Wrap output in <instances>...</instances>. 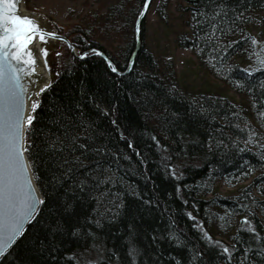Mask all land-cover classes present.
<instances>
[{"label":"trees","instance_id":"obj_1","mask_svg":"<svg viewBox=\"0 0 264 264\" xmlns=\"http://www.w3.org/2000/svg\"><path fill=\"white\" fill-rule=\"evenodd\" d=\"M172 1L161 0L158 7L165 20ZM30 2L26 0L28 7ZM143 3L117 0L104 13L94 14L92 26L76 25L66 35L80 52L103 50L123 71L136 47L135 22ZM187 3L185 30L177 44L190 49L202 67L223 76L240 98L185 91L175 62L163 63L147 45L144 21L141 46L128 73H113L94 53L77 59L67 47L57 66L59 75L40 95L34 144L27 153L45 204L40 222L30 224L18 239L14 264H129L132 246L146 253L143 264L157 258L159 264H227L222 247H235L231 264H238L244 248L253 243L244 216L264 237V68L251 69L249 75L236 61L249 51L252 26H264V0H230L235 12L228 11L219 25L224 32L220 39L230 45L227 53L214 52L206 38L200 39L198 29L208 31V25L196 24L203 18L194 20L193 9L204 8L205 0ZM236 12L245 19H237ZM109 30L122 35L114 49L99 37ZM85 128L107 146L105 174L115 173V182L93 185L89 180L92 186L73 197L71 178L62 177L46 140L63 138L67 131L85 142ZM245 141L249 150H238ZM65 156L71 158L67 152ZM82 159L88 164L97 157L88 153ZM169 164L176 166V177ZM85 173L80 168L76 175L83 178ZM221 184L238 189L221 195ZM65 199L73 201L70 212L63 210ZM57 220L79 230L56 234ZM169 232L179 244L152 241L154 234ZM200 251L203 258L197 255Z\"/></svg>","mask_w":264,"mask_h":264},{"label":"snow or ice","instance_id":"obj_2","mask_svg":"<svg viewBox=\"0 0 264 264\" xmlns=\"http://www.w3.org/2000/svg\"><path fill=\"white\" fill-rule=\"evenodd\" d=\"M150 2L151 0H144L143 8L147 9ZM19 3L20 0H0V264H14L13 254L16 251L15 246L18 239L25 236L27 225L40 222L38 217L42 215L41 205L45 204V200L36 193L30 171V161L26 156L34 144L31 135L35 129L34 121L38 118L36 112L41 102L39 99L31 100V111H28L29 89L26 86L25 78L34 77L33 84H37L43 79L37 67V61L41 56L43 58L42 63L49 71L51 70V65L48 63L50 49L47 46L41 48L39 42L47 45L48 38L65 39L57 32L41 26L34 16L21 14ZM193 11L195 13L194 20H196V16L203 18L196 20L197 25L202 23L208 25V31L198 29V31L203 32L200 39L206 38L214 52L227 53L230 45H225L220 39L224 32L219 25L223 22V17L227 16L228 11L235 12V9L230 7V0H205L204 8L193 9ZM143 14L141 12V15ZM235 14L237 19H245L242 13L236 12ZM248 39H251L252 43H257L255 38L249 37ZM34 41L37 42L34 43ZM69 47L75 52V45L70 44ZM90 53L101 57L105 55L104 52L96 48L77 53V55L83 59ZM55 55L60 56L61 53L56 52ZM106 59L110 70L120 74V69L113 60ZM212 59L215 60L216 57L213 56ZM244 71L249 75L252 74L248 69ZM50 87V83H43L35 95L38 97L40 93ZM103 111L105 114L107 113V109ZM112 123L115 125L116 121L113 120ZM88 127H91V124ZM82 135L85 142H81L77 136H70L67 131L63 134V138L57 135L54 140L50 138L46 140V146L52 153L57 167L62 170V177L71 178L74 187L69 189V195L73 197L75 191H85L92 186L89 184V180L92 181L93 185L115 182V173L105 174L107 172L104 167L108 151L107 146L101 143L99 137L89 136L88 128H85ZM121 136L123 137V133ZM209 140L208 147L211 150L214 141L211 137ZM247 144L248 142L245 141L244 147L238 148V150L248 151ZM65 152L71 155L70 159L65 156ZM77 152L79 155H75ZM88 153L94 154L97 159L86 164L85 159L82 158ZM80 168L86 169L83 178H78L76 175ZM168 168L171 176L176 177V166L169 164ZM60 182L62 183V181ZM148 203L151 204V201ZM73 207V201L65 199L63 210L70 212ZM120 207H123L122 203L116 205L117 210ZM188 215L195 219L192 213H188ZM243 219L248 226V231L252 233L253 243L244 248L238 264H264V237L261 236L248 216H244ZM95 223L99 224V221H95ZM54 227L56 234L79 230L77 225L69 224L64 220H57ZM163 239H172L175 240V243H180V240L171 232L152 236L154 243ZM258 240L262 242L256 244L255 241ZM128 242L132 243L131 233ZM235 251H237L235 247L231 249L228 246L222 247V255L227 264H231ZM159 254L158 249L157 256ZM145 255L146 253L140 252L138 247H130L129 264H136L137 257L140 258V264H143ZM197 255L203 258L204 252L200 251ZM10 258L13 259L10 260ZM116 258L119 259L118 256ZM153 264H159V259H155ZM176 264H180V262L177 261Z\"/></svg>","mask_w":264,"mask_h":264},{"label":"rangeland","instance_id":"obj_3","mask_svg":"<svg viewBox=\"0 0 264 264\" xmlns=\"http://www.w3.org/2000/svg\"><path fill=\"white\" fill-rule=\"evenodd\" d=\"M117 0H31L30 9L37 10L49 21L58 32L67 34L76 25L92 26L96 13H104L111 4ZM161 0H153L152 6L144 20L147 45L155 56L163 63L168 59L175 62L182 88L192 94L220 95L231 98H240L231 88L230 83L221 75L211 69L202 67L196 55L188 48L177 44V36L184 31L182 22L183 12L188 5L187 0H173L168 9V18L165 20L158 12ZM94 21V22H93ZM252 26L251 34L257 43H252L249 51L243 57L236 58L243 69L254 71L264 68V26ZM120 33V32H119ZM109 30L106 34H100L102 43L108 48L114 49L122 43V35ZM50 56V65L57 67L63 62L62 55L67 46L57 41L53 44ZM60 52V56L55 53ZM238 187L219 185L218 193L230 195L237 191Z\"/></svg>","mask_w":264,"mask_h":264},{"label":"water","instance_id":"obj_4","mask_svg":"<svg viewBox=\"0 0 264 264\" xmlns=\"http://www.w3.org/2000/svg\"><path fill=\"white\" fill-rule=\"evenodd\" d=\"M152 2H153V0H151V2L149 3L147 9H144L142 7L141 12H143L144 14L141 15V12H140L139 15H138V17L136 18V22H135L136 47H135V49H134V51H133V53H132V55L130 57L129 63L127 65V68L125 70H123V71L120 70V74L128 73L133 68L134 60H135V55L137 53V50L141 46V39H140L141 25H142L143 21L145 20L147 14H148V12H149V10L151 8ZM19 12L21 14H23V15H31V16H34L37 19V21L41 24V26L45 27L46 29H48L50 31H55L59 35L65 37L64 40H59V39H55V38H48V44L47 45H45L43 42H39V43H41V48L47 46L50 49L49 56H48V63L49 64H50V56L52 55L53 50H55V48L53 47V44L56 43L57 41H60V42L64 43L69 48V51L73 55V57H76L77 59H81L77 55V53H81V52L79 51V49L77 48V46L73 43V41L71 40V38L68 37L64 33L58 32L53 26H51L49 24V21L42 15V13H40L37 10H33V9L28 8L27 5H26V0H20V3H19ZM37 40H38V38H37ZM36 42L37 41H34V43H36ZM70 44L75 45V52H73L72 48L69 47ZM30 47H31V45H30ZM96 49H98V48H96ZM88 50H85V51H88ZM98 50L104 52L101 49H98ZM104 54L105 55H104L103 58L107 62V59L106 58H109V56L105 52H104ZM85 58H83V59H85ZM42 59H43L42 56L38 59V61H37V67H38V71L40 72V75L43 77V79L39 83L33 84L32 83V80L34 79V77L33 78L26 77L25 78L26 86L29 89V91H28V98H29V108H28V111L29 112L31 111V108H30L31 100H33V99H40L41 93L37 97L35 95L36 91H38L39 87H42L43 86V83H50L51 84L53 82L54 78H55V74H56V71H57V67L55 66V63L53 64L54 66H51V70L49 71V69L47 67H45V65L42 63ZM26 156H27V154H26ZM27 159H28V156H27ZM30 171H31V174H32L33 184L35 186L36 193H37L38 196H40L43 199V196L41 194V191L39 189V186L37 185V182L35 180L31 163H30ZM29 225H27L26 228Z\"/></svg>","mask_w":264,"mask_h":264},{"label":"bare ground","instance_id":"obj_5","mask_svg":"<svg viewBox=\"0 0 264 264\" xmlns=\"http://www.w3.org/2000/svg\"><path fill=\"white\" fill-rule=\"evenodd\" d=\"M40 47H41V43H40Z\"/></svg>","mask_w":264,"mask_h":264}]
</instances>
